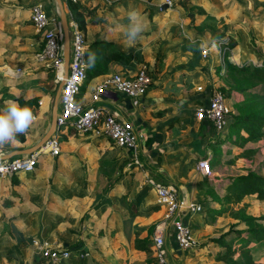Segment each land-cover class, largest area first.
<instances>
[{
  "label": "rangeland",
  "instance_id": "rangeland-1",
  "mask_svg": "<svg viewBox=\"0 0 264 264\" xmlns=\"http://www.w3.org/2000/svg\"><path fill=\"white\" fill-rule=\"evenodd\" d=\"M188 3L183 7L175 3L174 8L162 13L145 9L141 19L143 30L134 42H128L134 69L145 66L151 69L153 78L158 58L161 62L167 56L174 57L179 49L178 55L187 60L182 65L190 66L203 59V64L200 63L203 70H194V67L190 70L198 74V86L213 84L224 93L231 111L230 119L238 111L258 112L264 116V83L256 78L247 79L254 65L264 63V0H191ZM220 36L229 37L230 51L224 58V74L217 76L220 69L217 60L204 59L201 50H195L193 45L205 47L217 42ZM245 66L249 68L246 72L238 71ZM110 71L109 75L120 72L117 68ZM46 73L33 77L31 82L36 85L32 96L39 94L41 86L50 90L48 129L57 86L50 88L51 73ZM193 102L194 107L200 104V101ZM191 121L192 125H198L195 119ZM203 135L201 129L199 137ZM64 137L59 140L62 154L40 156L34 172L24 176L21 185H9L0 179V264H34L37 255L33 241L50 247L77 248V253L73 251L71 257L76 258V264H134L141 260L144 262L138 264H157L151 242L161 224L162 209L152 214L146 206L147 202L156 200L146 183L150 178H147L148 167L133 165L128 154L100 134L70 131ZM9 143L0 146L3 151L0 154L12 151ZM199 146L200 140H197L195 150H199ZM30 147L32 145L27 144L22 149ZM256 147L251 152L243 151L244 156L240 158L245 162L240 161L238 168L231 167L237 162L231 148L223 150V156L213 154L209 162L214 181L205 180L196 171L197 155L191 153L190 162L184 159L186 165H191L199 184L192 190L189 178L190 183H186L184 189L182 184H177L179 193L200 201L204 213L186 217L200 246L187 253L177 250L172 255L173 264H225L228 259L217 254L219 249L212 239L228 233L225 240L231 242L233 232L247 229L244 223L247 218L255 219L254 223L264 228V199L247 197L231 202L219 187V180L227 179L230 170L264 176L263 141L262 146ZM8 198L13 205L7 208L4 203ZM221 209L224 211L221 215H211ZM136 240L147 244L142 253L134 248ZM259 245H255L250 256L236 255L234 260L242 259L243 264H264V246Z\"/></svg>",
  "mask_w": 264,
  "mask_h": 264
},
{
  "label": "crops",
  "instance_id": "crops-1",
  "mask_svg": "<svg viewBox=\"0 0 264 264\" xmlns=\"http://www.w3.org/2000/svg\"><path fill=\"white\" fill-rule=\"evenodd\" d=\"M165 1L166 0L93 1L92 4L86 6L87 10H91L90 15L86 16V21H96L94 24L88 23L86 26V32L84 34L87 44L92 41H110L114 43V47L117 51L130 55L132 51L130 50L127 39L123 35L126 26L130 23L129 12L133 10L136 11L141 19L143 18L145 9L152 11L157 9L162 13L165 10H169L167 9V5H165ZM171 1L174 8L175 3L183 7L191 0ZM37 2L44 5L45 11L50 18L57 21L59 20L57 7L53 0H0V109L4 108L6 101L9 100H13L19 105V100L29 102L33 99H38V104L40 105L38 108H35L37 111L36 114L32 112L34 120L27 131L23 134H19L24 137V142H20L16 137L14 140L9 141L12 151L23 150L22 148L27 144L29 146L32 145V147L35 146L48 130L46 128V119L50 106V90L41 86L39 87V94L32 96L34 91L33 88H36V85L31 82L32 78L37 77V75L43 76L48 74L46 73L48 70L34 59L35 53L41 48L43 43L42 34L37 31L30 21L29 8ZM199 19L200 17L196 18L195 22H198ZM120 41H122V43ZM193 48L200 51L202 47L194 44ZM178 54L179 49L174 53V57L167 56L164 61L161 60V62L158 63L159 65L153 74L150 90L138 107H133L127 99L114 94L108 97H102L99 106L105 108L109 112H117L123 119L131 122L136 129L140 130L139 158L142 166L145 165L148 167L147 174L150 175H148L147 178L150 177L155 181L159 180V182H170L176 185V187L177 184H182L183 189L187 187L186 183H190L188 179L191 178L192 181L189 185H191L192 190H195L199 184L197 181L198 179L196 175H193L191 165H186L184 163V159H188V162L192 161L191 153L197 155L199 160H209L212 159L213 154H216L217 157L223 156V150L231 148V154L237 156V162L231 167L238 168L240 161L243 163L245 162L243 158H240L244 156L241 155L243 151H246V153L251 152L250 150L257 148L256 146H258V144L262 146V141L264 144V138L243 141L241 137L246 136L243 129L239 130V132H233L229 126L225 133L214 134L206 124L198 122L197 126L192 125L191 118L194 119L193 112L195 109V102L193 101H200L201 103L203 94L196 93L197 91L195 92V89L200 86H198L197 83L199 79L197 77L198 74L191 71L190 67H194V70H203L200 69V63L203 64V59L201 58L198 62H192L190 66L188 64L182 65L184 64L183 62H187V60L185 57H181ZM176 56L178 57L176 58ZM210 56L213 58V61H216V54L213 51H210ZM257 56L260 57V55ZM172 58L175 59L172 60ZM134 63L135 61L133 59L126 66L117 65V63L115 64L114 62L110 63L106 75L98 76L84 84L77 101L82 105L89 104L95 87L106 77L110 76L111 69L117 68L120 71L134 70ZM37 70H40V73L33 74ZM49 72L51 73V81L53 80L55 84L54 75L51 71ZM193 72L195 74H192ZM220 73L219 69L217 76H221ZM241 114L245 113L238 111L234 116ZM232 121L233 117L230 119V123ZM201 129L204 130V135L200 138ZM262 131L264 132V128ZM67 133L62 134L59 138H65L64 136H66ZM197 140H200L199 150H195L194 147ZM0 146H2V144ZM263 152L264 150L261 149V154H264ZM0 153H3V151H0ZM61 154L62 153L58 156ZM47 156L57 157L51 155ZM235 159L236 157L234 160ZM254 163L257 164L256 162ZM245 165L249 168L251 167V165L247 163H245ZM247 173L246 171L237 173L235 170H230L229 173H227V179L223 181L219 180V187H222L225 191L226 197L228 194L227 186L231 183V180L238 176L246 175ZM28 174L31 173H19L8 178L0 179H4V182L7 181L6 183L9 185H21L23 182L22 178ZM258 175L261 176L260 174ZM214 176L215 174L213 173V179L208 180L214 181ZM261 177L264 176L262 175ZM202 178L207 180V178L203 176ZM215 182L218 181L215 180ZM181 197H185V199L195 203L200 202L186 193L183 195L181 194ZM247 197L255 196H245L242 200H245ZM155 201L156 200L149 201L146 204V206L150 208L152 214L160 210L151 208V205L157 204ZM4 204L7 208L12 206V199H6ZM219 207L221 206L219 205ZM216 208L218 210V207ZM223 212L224 211L221 209L220 211L213 212L211 215H221ZM207 216H205V219L208 218V220H211V218ZM247 229L242 231H246ZM233 234V248H237V238H235L234 232ZM257 244H260L259 246L262 247L264 246L263 242H251L249 245L251 253L255 250V245ZM199 246L198 243V247ZM216 247L219 249L218 253L223 252L224 248L222 246ZM69 250L72 253L73 251L77 253V248ZM177 250L178 249H176L173 243L169 242L168 251L170 264L174 263L172 255ZM136 252L142 253L143 251L136 250ZM181 252L187 253L189 251ZM71 257H73L72 254ZM71 257L61 264H76V258ZM142 261L144 262V260L138 262ZM138 262L134 264H138ZM105 264L108 263L106 262Z\"/></svg>",
  "mask_w": 264,
  "mask_h": 264
},
{
  "label": "built area",
  "instance_id": "built-area-1",
  "mask_svg": "<svg viewBox=\"0 0 264 264\" xmlns=\"http://www.w3.org/2000/svg\"><path fill=\"white\" fill-rule=\"evenodd\" d=\"M68 17L69 29V65L67 77L62 85L56 120V133L39 151L0 161V178H8L19 173H32L40 156L48 154L58 156L60 138L68 131L78 134L96 133L106 137L119 149L128 154L133 165L141 167L139 138L141 133L134 125L123 119L117 112H109L99 106L102 97L111 94L120 95L127 99L133 107H138L152 85L150 70L139 66L134 70L120 71L106 77L98 84L87 105L77 101L81 89L87 79L85 52L87 42L85 34L73 20L68 5L87 6L95 0H61ZM167 9H172V1L166 0ZM30 21L43 36L41 48L34 59L54 75L55 85L62 80L64 74L63 63V32L59 21L50 18L44 5L37 2L30 6ZM230 39L220 36L217 42H212L201 48L204 59L213 60L210 51L216 54L220 75H223L224 58L230 51ZM197 92L203 94L201 103L195 107L193 116L195 121L208 125L214 134H223L230 125L231 113L227 106L225 95L215 85L197 87ZM196 170L207 179H213V172L208 159H200L196 163ZM148 187L154 192L156 202L163 209L161 224L156 228L151 246L157 264H170L169 242L179 251H192L198 247L188 226L187 215H200L203 206L181 197L179 189L170 182H158L152 178L146 180ZM37 257L34 264H61L70 259L72 252L60 246L50 247L46 243L33 241Z\"/></svg>",
  "mask_w": 264,
  "mask_h": 264
},
{
  "label": "trees",
  "instance_id": "trees-1",
  "mask_svg": "<svg viewBox=\"0 0 264 264\" xmlns=\"http://www.w3.org/2000/svg\"><path fill=\"white\" fill-rule=\"evenodd\" d=\"M68 9L71 12L72 18L77 22L80 30L85 33L86 26L88 23L94 24L96 21L90 20L86 21V16L90 15L91 10H87L86 6L80 5H68ZM91 54H95V61L92 66H88V57ZM85 60L87 64L86 73L87 79L84 84L88 83L90 80L106 75L109 70L110 63L114 62L120 65H128L132 61V57L127 54L120 53L114 47V43L110 41H92L88 44L85 52ZM160 58H158L157 64ZM245 69H238L239 72H246L249 68L245 66ZM251 70L250 76L247 79L256 78L258 81L264 83V63L262 65H255ZM56 85L53 80L51 81L50 88L53 89ZM84 86V85H83ZM19 105L21 107H28L33 113H37L36 109H32L33 106L38 108V99H33L29 102H24L19 100ZM231 131L239 132V130H244L246 136H242L243 141L254 140L257 138H264V116H261L258 112H251L241 115H236L233 117V121L230 123ZM17 139L20 142H24V137L22 135H17ZM60 140H63L60 138ZM229 201L239 202L245 196L253 195L257 199H264V177H261L253 172H249L246 175L238 176L231 180V183L227 186ZM152 209L159 210L160 205H151ZM255 219L247 218L244 220L245 225L248 227L246 231H236L235 238H237L238 247L233 248L232 242H227L225 238L228 233L219 237L217 239H212L211 242L216 246H222L224 252L220 253L223 257L228 259L225 264H243L242 259H235V255L250 256L251 251L249 245L251 242H263L264 243V228L259 227L254 223ZM134 248L137 251H145L147 244L145 241L136 240ZM219 254V253H217ZM154 262V261H153Z\"/></svg>",
  "mask_w": 264,
  "mask_h": 264
},
{
  "label": "clouds",
  "instance_id": "clouds-1",
  "mask_svg": "<svg viewBox=\"0 0 264 264\" xmlns=\"http://www.w3.org/2000/svg\"><path fill=\"white\" fill-rule=\"evenodd\" d=\"M130 23L126 26L123 35L129 43L134 42L141 31L142 22L136 11L129 12ZM95 61V54L88 57V66ZM34 120L32 111L28 107H20L15 101H6L5 107L0 109V144L12 141L18 134L27 131Z\"/></svg>",
  "mask_w": 264,
  "mask_h": 264
},
{
  "label": "water",
  "instance_id": "water-1",
  "mask_svg": "<svg viewBox=\"0 0 264 264\" xmlns=\"http://www.w3.org/2000/svg\"><path fill=\"white\" fill-rule=\"evenodd\" d=\"M57 7L58 16L63 32V63H64V74L62 80L58 83L54 95L50 125L46 133L43 135L41 140L33 147L23 150L12 151L10 153L0 155V161L9 160L19 156L31 155L39 151L44 145L53 137L56 133V120L58 115V101L62 85L67 77L68 65H69V29H68V17L65 7L61 0H53Z\"/></svg>",
  "mask_w": 264,
  "mask_h": 264
}]
</instances>
